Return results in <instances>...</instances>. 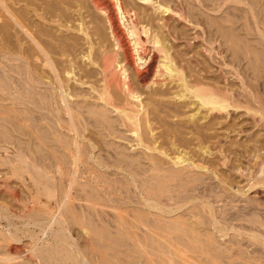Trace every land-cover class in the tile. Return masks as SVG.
<instances>
[{"label":"bare ground","instance_id":"6f19581e","mask_svg":"<svg viewBox=\"0 0 264 264\" xmlns=\"http://www.w3.org/2000/svg\"><path fill=\"white\" fill-rule=\"evenodd\" d=\"M81 2H77L76 3L78 4L77 6L80 7L81 9L82 7L84 9V6H86L88 10H91L93 12L102 15L103 18L106 19V21L108 22V28L110 31V37L109 36H107L109 38L106 37L107 39L105 41L104 46H101L102 47L101 50L99 49L100 54L98 57L100 61L98 62L99 59L97 60L98 62L97 65H99L98 66L99 69H97L98 78L96 77L98 82V87L88 86L89 84H91L90 82H92L93 84V80L92 81L90 80L88 85H86L89 79L83 80L82 78L81 80L80 79L81 75L80 74H79L80 76L77 75L78 67H79L78 60L77 57L73 55V53H72L73 55L72 59L70 60L69 72H71L74 75L75 82H79V84L84 88L83 91L81 90L76 91L74 89L73 91L68 92L69 94H65L66 89L63 91L62 83L61 84L57 83L56 86H53L54 85V84L52 85L53 79L50 80L49 78L42 76L43 74L38 75L36 73L31 72V65L26 58H24V61L21 65L22 70L20 69L21 67L19 69L20 71L23 72L25 71L26 74L29 76V79L32 82H34V86L30 85L31 89L29 92H32V89H35L36 86L40 88L45 87L47 90H49L50 93L45 90L46 93H49V95H46V93H43V91L37 89L33 91L34 93H36V91L37 93H39L38 95L36 94L37 100L35 99L36 97L35 98L31 97L32 99H30V97L28 99L27 98L25 99L23 96H17L18 93L17 95H14L16 93H13L12 90H15V88L12 89L11 86L12 82L9 83L11 80L8 77V75L6 77H8L9 79H7L6 77L3 79L0 78V154L1 152L5 153L6 151H9L7 148H9L10 144H15V147L19 146L18 150L20 152L16 151L15 154L16 156L13 155L15 158L12 160L13 162L19 163L17 169L21 171L20 173H22V175L26 179L28 178L27 180L25 179L26 181L24 182L26 189L28 188L29 191L35 193L34 195L36 199H39L44 195L48 196L50 199H53L56 202L55 204L58 207V213L54 214L53 218L51 219L48 218L47 216L44 217L45 215L41 217L40 214L39 213L37 214L36 211L33 212L31 211L28 217L24 216V218L26 217V220L28 219V221L26 222L27 225L37 227L45 234H49L48 231L50 229L49 226H52L53 224L61 223L62 225V222L64 223L68 222V224L74 225L77 223L78 225L84 226L85 229L88 230L89 232H93L99 235L102 238V240H108L109 242L112 243L111 247L101 244L100 245L101 248L99 250L100 253H97V255L92 256L91 258H89L91 256L89 255V253H87V255H85L84 257L83 256L80 257V259L79 260L77 259V261L76 259L73 260V258L71 257L72 258L70 259V261L72 262L71 264H122L123 261L121 260L122 261L121 262L118 259L119 257L117 258L116 256V254L118 253L117 252L118 248H120V250L126 249L124 251L125 254L127 252L129 256H131V258H133L134 256L130 254L135 252L136 250L134 254H136L137 256H135L134 259L136 260L139 256L138 260L140 262L141 260L140 257L142 258V256H144L142 247L145 244H147V246L150 245V247L152 246L151 248L154 249L163 248V250L165 248H168V246L171 244L170 242L171 240L169 238L168 239L165 238L163 234H160L161 236L156 234L158 230L164 231L169 234L171 233V235H173L172 239L174 240V242L176 241L178 244L180 243V245L181 244L187 245L188 247H190V249L197 251V253H206L212 256L214 255V257H216L219 260L222 259L223 257L226 256L224 252L225 249L221 251L220 246L222 245L219 246L218 244L219 241L216 242L217 240L215 241L211 237V235H208L206 233L207 232L206 229L203 230L204 232L202 231L201 229L202 227L200 224H203V222L202 223H200L199 221L195 222L191 218H188L187 216H189L188 215L189 211L187 215L185 214L187 209L189 210L191 209V211H193L192 213H194L195 215L196 212L199 210V209L196 210V208L199 207L202 198L201 196L199 197V195L197 194V191L199 190L200 186L195 185V182L200 181V179H202V176L199 175L200 173L199 174L195 173L197 169L194 167L192 161L189 160L190 158L188 157L189 159H186L183 157V156L186 157L187 156L186 154L185 155L180 154V156H177V153H175L176 158L175 155L173 154L174 159L173 160L170 159L172 161H169L168 158L171 157L168 156L169 152L173 148H174L173 153L176 151L177 146H179L178 144L180 143L179 142L180 140L178 141L179 143L177 144L175 140L169 137V140L163 142L161 141V143L159 142V139L161 138V135L159 134L157 127L159 123H157L156 125L152 120L153 118L151 113L152 109H149V107L146 106L147 105L146 103L148 102H146L145 101L146 99H144L143 90H146V92L147 91L152 92L154 90L159 89L160 91H157L158 93L157 96H159L161 99L167 98L169 94L174 95L173 98L178 97L180 100H184L189 97L190 99H193V102H190V104L194 105L195 107L197 106L198 107L197 110L199 111H202L203 109L204 111L207 110L208 113L206 112V114L209 115L208 117L212 116L215 118L216 117L215 114L221 115L223 114V112L228 111V107L232 105V103H230L231 101L229 100L230 98H225L226 92L224 93L221 90V92L223 93L221 92L216 93L217 91L215 92V90H213L212 88L205 86L204 83L202 84V81L199 82L200 80L198 77L200 76L197 75L198 72L197 74H195V72L191 73V77L193 81L188 80L189 76L187 74L185 52L187 47H190V45H192L191 44V42H193L192 40L196 41L199 40L201 37L203 41L202 44L206 46L207 51H210L212 46H214L213 44L216 40L214 39V37H216L223 42V45L229 51L231 49L234 52V54H236V56L237 54H241V53L246 55V28H245L246 26L239 23V21H237L239 19L234 20L230 16L232 5L233 4L235 5L236 2L239 3L242 2V0H108L109 5L106 3V0H85L86 2L85 4ZM258 4H259L258 2L253 0V5L255 8L258 6ZM111 11H113L112 13L115 17L113 18L116 19L115 21H117L118 25L121 28L125 29L128 35L126 46L124 44V40H122V38L117 34V32L114 29ZM237 16L238 15L235 16V19L237 18ZM202 22L205 24L204 29H201ZM86 27L89 28L88 25ZM92 34L93 33H91V35ZM207 54L210 53L207 52ZM96 55H98V53ZM260 56L261 54L256 51V57L260 58ZM17 57L18 56H15V59ZM18 59L21 60L20 57H18ZM192 59L194 58L192 57ZM94 60L96 59L94 58L92 62H94ZM191 65L189 64V66ZM90 73H92V71ZM4 74L2 77H4ZM84 76L87 77V73ZM78 77L80 78L78 79ZM94 78L95 77H93V79ZM85 80H87V82ZM26 82L28 81L26 80ZM97 82H95L93 86L96 85ZM28 83H26L27 86H29ZM19 85L17 84V86ZM169 86H173L172 87V89L174 90L173 93H171L172 89L169 88ZM22 87H24V85H22ZM25 87L23 89L20 87L21 89L19 88L20 89L19 91H22L23 93L25 92L29 93ZM38 90L40 92H38ZM220 93L222 95L224 94V96L219 95ZM31 94L32 93H30V95ZM117 95H119L120 97L119 96L117 97ZM148 100L150 101L152 100V98ZM153 100L155 99L153 98ZM175 100H177V98ZM6 101H10L11 104L12 103L17 104V106L18 104L19 105L24 104L26 107L24 108L29 113V114L26 113L28 114V117L26 114H25L26 116L24 115L25 119L24 118L21 119L20 116L18 117L17 114H20L23 110L21 111L18 108V110L20 111H17L19 113L16 114L14 111L15 108L13 109L12 105L10 106L8 104L9 106L8 105L6 106L4 104ZM166 107L168 108L169 106L167 105ZM8 108H10V110ZM176 109L178 110L179 108ZM15 110H17V108ZM83 111L90 114L91 118L89 117V119H93L92 122H94V126L93 125L92 126L95 127V130L98 133L97 135H99L98 137H100L101 139L100 142H102L103 146L107 147V152L111 153L109 155V158H112L110 161L105 158L107 155L105 157L103 156L104 157L103 158L100 154L97 153V150L99 151V149L101 148L100 146L97 145L100 142L97 141L98 142V143L96 142L97 144L95 142L92 143V140H90V138L89 139L87 138L88 136L85 137V130H84L85 128L83 129L80 125V121H81L80 114ZM152 112L154 111L152 110ZM174 112H176V110ZM179 113H180L179 116H181L182 113L181 112ZM34 114H36L37 116ZM141 114H145L146 116L144 115L143 117L142 115L143 118H141ZM48 115H51L52 119L50 117H47ZM36 117L38 119H35ZM45 117H47L48 119L50 118L49 120L47 119L48 121H50L49 123H47L49 124V127L41 126L39 128L37 127L34 128L35 120L37 121L42 119L44 120ZM62 118L67 120L69 124L72 126L68 129H70V131L74 130L76 137L72 138L69 141H66L63 138L64 140H61L60 142L61 143L68 142L69 144L74 145V149L76 151L75 158L68 157L69 158L68 159L64 155V153H62L63 149L60 150L59 146L56 144L58 143L59 139L60 138L62 139L63 137L62 136L63 134L61 135L62 132L59 131V129H57L56 125L58 123L59 125H61V122L62 123L67 122V121L64 122ZM92 126L91 128H93ZM83 127L85 126L83 125ZM20 135L21 136L26 135L27 137L29 136L28 138L29 141L25 140L26 138L22 139ZM33 136H34L33 139H35L36 142L35 145L36 147L33 145L35 144L32 139ZM186 142L188 143V141ZM131 143L133 144L130 145ZM31 144L36 149L34 150L36 151L37 154L35 153V151L34 153L39 158L38 160L41 161L43 160L46 162L47 160L53 161L51 163L53 164L57 163L55 166L59 165L60 167L65 165L64 166L65 169H67L66 166H69L71 164L73 166L71 173L75 177H77L76 175H79V171L82 170L81 177L87 180L86 182H83L82 183L83 186H81L83 188L82 191L85 194L84 198L83 197L82 198L85 199L87 203L75 205L71 201L72 200L71 197L68 195L69 192L66 191L68 192L66 194L65 190L62 189L63 187H65V185L61 186L62 188L60 189L58 188L59 189L58 193H56L54 191V186H53L54 184L52 180L53 177L50 178L45 172H43L45 167L42 168L43 170L40 169L41 171L39 170L38 166H37L38 171L36 170V168L34 171L31 169L34 164L32 165L31 161L29 162L28 159H26V157L24 156V151H27L26 149L30 148ZM64 145L66 147V144ZM33 146H31V148ZM181 146H184V144ZM156 151L159 152V155L162 154L164 158L155 155L153 152L156 153ZM149 152H151L155 156L149 154ZM0 161H3V163L5 164L6 162L7 163L9 162L8 159H5L1 155H0ZM185 163H187V165L182 167L181 165ZM95 168L100 171H102V169L112 168L114 169L115 173L113 172L112 175H108L111 173L109 172L108 174L106 173L107 174L106 175L103 172L101 173L98 170L96 171ZM193 168H195L196 170L194 171ZM45 171L47 170L45 169ZM69 172L70 171H68V173ZM86 174L88 175V177H86ZM58 175L59 174H57V176ZM60 175L62 176L65 175L62 173V170L60 171ZM66 177H67V172H66ZM70 177L72 179L71 174ZM63 178H61L60 180H62ZM71 182L73 183V181ZM79 183L78 186L80 185ZM111 202L113 203L115 202V205L112 207H116L118 211L116 214L119 215V219H118L116 218L118 216H114L115 214L111 213L117 219L118 222L116 225H114L116 227L115 229L118 230V233H115L116 235L114 233H110L111 230L109 231V228L106 227L108 224L106 225V223H104L106 226L99 223L96 224L98 220L96 222H93L94 221L93 217L103 214L105 211L103 208L106 207L107 205H110ZM207 212H209L208 209ZM207 212L206 214H208ZM4 217L5 216L1 217L0 215V221ZM9 217L6 218L7 219L6 227L8 230L6 231L4 228L0 230V250L8 249L9 251L8 245H4V243L6 242L8 243V241H6L7 238L3 239L4 237L1 236L7 237L8 235L14 240L18 239L16 238L15 234L12 233L13 230L11 229L14 227L18 232L19 225L16 226L15 221L13 222V220H11L12 218L10 219ZM90 217H92L93 221ZM131 217L134 218V220H132ZM206 218L207 217H205V219ZM111 220L113 221V219ZM209 223L210 225L213 224L216 225V222L213 218H210ZM209 223L208 224L205 223V225H208V227H210ZM48 227L49 229L47 230ZM212 228H209V230ZM28 229H30L29 226ZM203 233L205 235L207 234L205 236L206 238L207 236H209L207 240L204 239ZM33 237L35 238L36 236ZM187 238L194 241L196 244H192V245L189 244ZM36 239L40 241L41 238H36ZM197 243L200 244L197 245ZM14 248H15L16 256L17 254L20 255L21 251L17 247ZM110 249L112 250L113 253L108 252V250ZM32 251L35 257L40 258L41 260L40 264H65L66 263L65 261L70 258L67 257L68 259H66L65 261L64 259L62 260L61 258L63 257L61 253L63 252L59 253L58 252L59 250L56 249L54 246H49V245L45 246L44 244L40 246L39 245L35 246V248ZM115 251L116 254L114 253ZM155 252L158 251L156 250ZM4 254H6V252H3V255ZM6 255L9 256L10 253L9 255L8 254ZM65 255L67 256V254ZM126 256L128 255H125V257ZM88 258L91 260H89ZM144 258L145 259L143 258L142 259L145 261L143 262L141 261V263L139 262L134 263L136 261L134 262L131 261V263L128 262V264L129 263L143 264L144 262H146L147 257L145 256ZM2 259L0 264H34L32 259H27L23 261L16 260L17 262L10 261L9 257H7L6 259L4 258V261H2ZM129 259L130 257L128 258L127 261H129ZM147 259L150 260L149 258ZM157 263L159 262L158 261L155 262V264Z\"/></svg>","mask_w":264,"mask_h":264},{"label":"rangeland","instance_id":"374dc122","mask_svg":"<svg viewBox=\"0 0 264 264\" xmlns=\"http://www.w3.org/2000/svg\"><path fill=\"white\" fill-rule=\"evenodd\" d=\"M76 1L81 2V0L79 1L78 0H0V45H1L0 47L1 48L0 49V78L3 79L8 75V77L11 80V81L8 80L10 81L9 83L12 82L11 83L12 89L15 88V90H12L13 93H16L14 95H17L18 93L17 96H23L25 99L26 98L28 99L29 97L30 99H32L31 97L33 98L36 97L35 99L37 100L36 94L38 95L39 93H37V91L36 93H34L33 91L39 89L40 91H43V93H46V91L49 92V90H47L45 87L40 88L38 86H36L35 89H32V92H29L31 89L30 85L34 86V82H32L29 79V76L26 74L25 71L24 72L27 76L24 74L23 71H20V69L22 70L21 65L24 61V58H26L30 63L31 72L36 73L38 75L43 74L42 76L47 77L50 80L53 79L52 80L53 81L52 85L54 84L53 86H56L57 83L58 84L62 83L63 91L66 89L65 94H69L68 92H71L74 89L76 91L84 90V88L79 84V82H75L74 75L71 72H69L70 71V60L72 59L73 55H75L78 60L79 67H78L77 75L78 76L81 75V78L78 77V79L79 78L81 80L82 78L83 80L89 79L88 82L87 80H85L87 82L86 85H88L90 80L91 81L93 80V84L97 82V78H98L97 69H99L98 67L99 65H97V63L100 61L98 56L102 48L101 46H104L106 39L110 37L108 22L106 21V19L103 18L102 15L96 12H93L91 10H88L86 6H84V9L83 7L81 9L80 7L77 6L78 4H76L77 3ZM255 1L259 3L256 8L253 5V0H242V2L240 3L234 2L235 5L231 4L233 7V8L231 7V11H230L231 18L234 20L239 19L237 21H239V23L246 26L245 27L246 28V55L242 53L237 54V56L238 55L240 56V57L238 56L239 57L238 58L231 49L229 51L223 45V42L216 37H214V39H216L215 40L216 43L214 42L213 44L214 46H212L210 51H207L206 46L202 44L203 43L201 39L202 37L196 41L192 40L193 41L191 42L192 45H190V47H187V49L185 48L186 49L185 53H186L187 74L190 77V78L188 77V80L193 81L191 77V73L195 72V74H197L198 72L197 75L200 76L198 77L200 80L199 82L202 81V84L204 83L205 86L212 88L213 90H215V92L217 91L216 93L221 92V90L224 93L226 92L225 98H230L229 99L231 100L230 103H232V105L228 107V111L223 112V114L221 115L215 114L216 116L215 118L212 116L208 117L209 115L206 114L207 110L206 111H204V109L203 110L201 109L202 111L197 110L198 109L197 106L195 107L194 105L190 104V102H193V99H190L189 97L184 100H180L178 97H176L177 100H175L176 98H173L174 95L169 94L167 98L161 99L159 96H157L158 94L157 91H160L159 89L154 90L152 92L151 91L146 92V90H143L144 99H146L145 101L148 102L146 103L147 104L146 106L149 107V109H152L154 111L152 112L151 110L152 117H153L152 120L154 121V124L156 125L157 123L160 124V125L159 124L157 125L158 132L161 135L159 142L161 143V141L162 142L167 141L169 140V137H170L173 140H175L177 144L179 142L181 143V144L180 143L178 144L179 146H177L176 151L174 153H173L174 148L171 149L168 155L169 157L171 156L170 158H168L169 161H172L174 159V155L176 158L175 153H177V156H180V154H183V155L186 154L187 156L186 157L183 156V157L186 159L190 158L189 160L192 161L194 167L197 169L196 170L195 168H193V170L194 171L196 170L195 173H198V174L200 173L199 175L202 176V179H200V181L195 182V185L200 186L199 190L204 189L201 191L199 190L197 191V194L199 195V197L201 196L202 198L201 203L199 205L200 208L199 207L196 208V210L199 209L200 211L198 210L197 211L198 213L196 212V215L192 213L193 211H191V209L190 210L187 209L186 212L185 211L184 212L186 215L188 211L190 214L192 213L191 214L192 217L190 216L189 213H188L189 216L187 217L191 218L193 221L195 222L199 221L200 223L203 222V224H200L202 227L201 228L202 231L206 229L207 231L206 233L208 235H211V237L215 241L217 240L216 242L219 241L218 242L219 246L222 245L220 246V249L221 251L225 249L224 252L226 256L219 260L216 257H214V255L212 256L206 253H197V251L190 249V247H188L187 245H183V244L180 245V243L178 244L176 241L174 242V240L172 239L173 235H171V233L169 234L164 231L158 230L156 234L157 235L163 234L165 238L167 239L169 238L171 240L170 242L172 245L170 244L168 248H165L163 250V248L154 249V248H151L152 246L150 247V245L147 246V244H145L142 247V251L144 255L142 256V258L145 259L144 257L146 256L150 260L146 258V262H144L143 264L145 263L149 264L150 261H151L150 264L152 263L155 264V262L157 261L159 262L157 264H160V263L161 264H181V263L182 264H228V263L229 264H246V263L264 264V0H255ZM82 2L84 4L86 3L85 0H82ZM68 3H70L72 6ZM106 3L108 4V0H106ZM233 10L235 11L237 10V11L235 12ZM112 12L113 11H111V15L113 18L114 15ZM236 15L238 16L235 19ZM114 18H113L114 29L117 32V34L122 38V40H124V44L126 46L128 35L125 29L121 28L118 25L117 21H115L116 19ZM87 25L89 28L86 27ZM204 25L205 24L202 22L201 24L202 28L201 27L200 28L204 29ZM91 33L93 34L91 35ZM101 38H104V39H101ZM97 42L99 43V45ZM256 51L261 54L260 58L256 57ZM207 52L210 54H207ZM97 53L98 55H96ZM15 56L20 57L21 60H19L18 57L15 59ZM192 57L194 59H192ZM94 58L96 59L94 60V62L96 61L95 63L92 62ZM196 59H199V60H196ZM189 64L190 65L192 64V65L189 66ZM16 67L18 68V70ZM91 71L94 74L90 73ZM86 73H87V77L84 76L86 75ZM3 74H4V77H2ZM88 74L90 77L88 76ZM8 77L6 78L9 79ZM93 77L95 78L93 79ZM26 80L29 83L26 82ZM26 83H28L29 86H27ZM90 83L91 84H89L88 86L98 87V82L94 86L92 82ZM17 84L18 85L20 84L19 86L22 89L26 85L25 88L26 90H28L29 93H26V92L23 93L22 91H19L21 88L17 86ZM22 85H24V87H22ZM172 87L173 86H169V88L171 89ZM39 90L38 92H40ZM173 92L174 90L172 89L171 93ZM30 93L32 94L30 95ZM49 93H46V95H49ZM221 93L219 95H222ZM118 96L119 95H117V97ZM222 96H224V94ZM151 98L152 100L149 101L148 99H151ZM153 98L155 100H153ZM6 102L4 103L6 106L9 104L10 106L12 105L13 109L17 108V110L14 109L16 114L19 113L17 111L23 110L20 114H17V116L18 117L20 116L21 119L23 118L25 119L24 115L28 113V111L25 109L26 107L24 104H20V105L18 104L17 106V104H13V103L11 104L10 101H6ZM155 102L157 104L159 102L158 104L159 106ZM167 105L169 106L168 108L166 107ZM174 105H177V106H174ZM10 108L8 109L10 110ZM18 108L20 110H18ZM21 108H24V109H21ZM176 108H179V109L177 110ZM173 110L174 111L176 110V112H174ZM177 111H178V114H177ZM179 112L182 113L181 116L183 117L179 116L180 115ZM196 113H198L199 115ZM28 114H26L27 117H28ZM81 114H80L81 121L80 120L79 121H80L81 127L83 129L85 128L84 129L85 137L88 136L87 138L88 139L90 138V140H92V143L94 142L96 143L97 141L100 142L101 139L100 137H98L99 135H97L98 133L96 132L95 127H93L94 126V122H92L93 119H89L90 114L85 111L81 112ZM142 115L144 117L145 114H141V118H143ZM153 115L155 116V118ZM86 116L89 120L86 118ZM204 116L207 118H205ZM47 117H50L52 119L51 115H48ZM47 117H45L44 120L43 119L39 121L35 120L34 128L35 127L39 128L41 126L49 127V124L47 123L50 122L48 121L50 118L48 119ZM35 119H38V118L36 117ZM62 120L64 122L67 121L64 118H62ZM82 121H83V124H82ZM65 125L67 126V128ZM83 125L85 127H83ZM91 126L94 129L91 128ZM56 127L57 129H59V131L62 132L61 135L63 134L62 139L60 138L58 143L56 144L59 146L60 150L63 149L62 153H64V155L67 158L68 157L75 158L76 151L74 149V145L69 144L68 142L67 143L60 142L61 140H64V139L66 141H69L72 138L76 137L74 130L70 131V129H68L72 126L67 121L65 123L61 122V125H59L58 123ZM161 131L164 133V135ZM92 132H95V133H92ZM21 137L22 139L26 138L25 140L29 141L28 140L29 136L27 137L26 135H22ZM165 137H166V140H165ZM33 138L34 136L32 137V139ZM195 138H198V139H195ZM33 141L35 144L33 143L32 144L35 146L36 145L35 139H33ZM184 141L185 142L188 141V143L187 142L185 143ZM32 144L30 145V148L31 146H33ZM64 144H66L67 148L65 147ZM100 144L102 145V142L97 144L98 146L101 147V148L99 147L100 149L99 151L97 150V153L100 154L102 157L103 156L105 157L107 155L105 158L110 161L112 159V158H109V155L111 153L107 152V147L103 145L102 147ZM132 144L133 143H131L130 145ZM183 144L184 146H181ZM201 145H202V148H201ZM34 146L31 149L30 148L26 149L28 152L24 151V156L26 157V159H28L29 162L31 161L32 165L34 164L33 165L34 167L31 165L32 168L31 167L30 168L33 171L36 168V170L38 171V167H39V170L40 169L43 170L42 168L45 167L43 172H45L50 178L53 177L52 180L55 185L53 183L52 184L54 186V191L56 193H58V190L62 188L61 186L65 185V187H63L62 189L65 190V192L66 191L69 192V193L66 192V194L68 193V195L72 199L71 201L75 205L87 203L85 199H83L85 194L83 193L82 191L83 188L81 187L83 186L82 183L87 181L85 178L81 177L82 170L79 171L80 176L76 175L77 177H75L71 173L72 168H73L71 164L69 166H66L67 169H65L64 167L65 165L60 166V167L59 165L55 166L57 163L53 164L51 163L53 161H49L47 159H46L47 162L43 160L42 162L41 160H38L39 158L37 157L36 155L37 153L35 151L36 146L35 147ZM9 148H7L9 151H6L5 153L1 152L0 154L2 157H4L5 159H8L9 161L8 163L6 162V164L3 163V161H0V215L1 217L5 216L4 217L5 219L2 218L0 221V230L3 228L6 231L8 230L6 227V224H7L6 218L11 215L12 217L10 216L9 218L10 219L12 218L11 220H13V222L15 221L16 226L19 225V228H18L19 231L17 232V230L14 227L11 229L13 230L12 233L15 234L16 238H18L16 240H14L8 235L7 237L1 236V237H4L3 239L7 238L6 241H8V243L6 242L4 243V245H8L9 251L8 249L0 250V254H1L0 262L2 258H3L2 261H4V258L6 259L7 257H9L10 261L12 262L32 259L34 264H40L41 262L40 258L35 257L33 255L32 250L35 248V246H38V245L40 246L44 244L45 246L47 245L54 246L56 249L59 250L58 251L59 253L63 252L61 253L63 257L61 258L62 260L64 259L65 261L66 259L70 257L68 260L65 261L66 262L65 264H71L72 262L70 261V259L72 258L73 260L76 259L77 261V259L79 260L80 257L82 256L84 257L85 255H87V253L91 255L89 258L97 255V253H100L99 250L101 248L100 247L101 244L107 245L110 247L112 246V243L109 242L108 240H102V238L99 235L93 232H89L88 230L85 229L84 226L78 225L77 223L74 225L68 224V222L67 223L62 222V225L61 223L53 224L52 226H49L50 229L49 227L47 228V230L49 229L48 230L49 234H45L37 227L27 225L26 222L28 221V219L26 220V217L24 218V216L28 217L31 211L32 212L36 211L37 214L39 213L41 217L45 215L44 217L47 216L48 218L51 219L53 218L54 214L58 213V207L55 204L56 202L53 199H50L48 196L44 195L40 197L39 199H36L34 195L35 193H33L32 191H29L28 188L26 189L24 182L28 178L26 179L22 175V173H20L21 171L17 169L19 163L13 162L12 160L15 158L14 156H16L15 155L16 151L20 152L18 150L19 146L15 147V144H10ZM132 149H135V148H132ZM34 151L36 154L34 153ZM153 153L155 155H158L161 158L162 157L164 158V156H162V154H160L161 155L160 156L159 152L157 151L156 153L155 152ZM149 154H152V153L149 152ZM192 156L195 158H193ZM46 164H48L49 166ZM186 165L187 163L181 166L183 167ZM45 169L47 171H45ZM61 170H62V173L65 175L63 176L60 175ZM67 170L70 172L68 173ZM95 170L97 171L98 169L95 168ZM66 172H67V177H66ZM100 172L101 173L103 172L104 174L106 173L108 174L109 172H111L108 175H112L113 172L115 173L114 169L112 168L102 169V171ZM57 174L59 175L57 176ZM70 174L72 176V179L70 177ZM63 177L65 178V180ZM86 177H88L87 174H86ZM57 178L59 180L61 178L63 179L59 181ZM73 179H75L76 181ZM56 180H58L59 182ZM77 180L81 183H79ZM71 181H73V183ZM78 183L80 184L79 186H78ZM146 198H147V195H146ZM202 201L205 203H203ZM114 205H115V202L114 203L111 202L110 205H107L106 207H104L103 209L105 210L104 211L105 214L103 213L96 217L94 216L95 217V218L93 217L94 221L92 217L90 218L92 219L93 222H96L98 220L96 224L98 223L102 225H105L104 223H106V225L108 224L107 226L106 225L105 226L109 228V231L111 230L110 233L115 234V233H118V230L115 229L116 227L114 225L118 223L116 218L119 219V215L116 214L118 212L116 207H112ZM207 209L209 212H207ZM206 212L208 214H206ZM111 213L115 214L114 216H118V217L115 218ZM205 217H207L208 219L207 218L205 219ZM102 218L104 222L102 221ZM210 218H213L215 220L216 225L215 224L210 225L209 223ZM111 219H113V221ZM131 219L134 220V218L132 217ZM204 222L206 224L209 223L210 227H208V225H205ZM28 226L30 227V229H28ZM212 227L213 228L215 227L216 229L215 228L213 229ZM209 228H212L213 230L212 229L209 230ZM203 235L202 236L204 237V239L207 240L209 236H207L206 238L205 237L206 235L204 233ZM33 236H36V237L34 238ZM36 238H41V239L40 241H38ZM187 240L189 244L191 245L196 244L194 241L190 240L189 238H187ZM199 244L200 243H197V245ZM14 247H17L21 251V252L19 251L20 255L17 254L16 256ZM59 248L61 249V251ZM166 249L168 252L166 251ZM119 250L120 248H118L117 254H116V251L114 253L116 254L117 258L119 257L118 259L120 261L121 260L123 261L122 264H128V262L131 263V261L133 262L136 261L134 263L139 262L138 260L139 256L136 260L134 259V257L137 256L136 254H134L136 250L135 252L130 254L134 256V257L132 256L133 258H131V256H129L127 252L125 254L124 251L126 249L125 250L121 249L120 251ZM156 250L158 252H155ZM159 250L160 252L162 251L161 252L162 254L159 252ZM3 252H6V254L8 255L10 253V255L7 256L6 254H4L6 256L5 257L3 255ZM108 252L111 253L112 250L110 249L108 250ZM65 254H67V256ZM124 254L128 255L126 256L128 258L130 257L129 261H127L128 258H126ZM64 255H65V258H64ZM142 258L140 257L141 260L139 263H141V261L142 262L145 261Z\"/></svg>","mask_w":264,"mask_h":264}]
</instances>
